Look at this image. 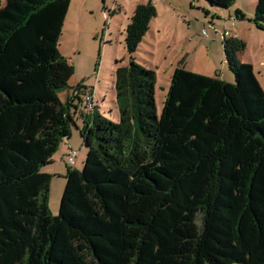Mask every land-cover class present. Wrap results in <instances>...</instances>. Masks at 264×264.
<instances>
[{
	"label": "trees",
	"instance_id": "obj_1",
	"mask_svg": "<svg viewBox=\"0 0 264 264\" xmlns=\"http://www.w3.org/2000/svg\"><path fill=\"white\" fill-rule=\"evenodd\" d=\"M69 6L0 0V264H264V91L237 59L244 43L223 39L232 83L176 67L158 116L155 73L133 58L150 2L126 26L129 64L116 62L118 122L85 117L84 166L68 167L51 215L42 169L79 100L58 97L73 75L58 48ZM255 14L264 23V0Z\"/></svg>",
	"mask_w": 264,
	"mask_h": 264
},
{
	"label": "rangeland",
	"instance_id": "obj_2",
	"mask_svg": "<svg viewBox=\"0 0 264 264\" xmlns=\"http://www.w3.org/2000/svg\"><path fill=\"white\" fill-rule=\"evenodd\" d=\"M149 2L154 5L156 16L133 58L155 73L158 116L173 70L178 66L205 76L218 74L222 80L234 82L225 62L224 30L244 43L237 59L253 66L264 91V23L255 20L257 0H235L228 9L210 6L206 0H70L58 48L73 67V75L58 97L63 104L70 103L77 94L79 100L71 102L74 124L70 137L61 142L52 163L42 169L51 175L48 207L52 216L59 212L66 183L62 173L69 167L63 159L69 148L77 152L71 168L81 171L84 166L87 149L80 130L85 117L95 109L108 120L118 122L113 88L116 62L122 61L120 66L129 64L125 29L135 8Z\"/></svg>",
	"mask_w": 264,
	"mask_h": 264
},
{
	"label": "built area",
	"instance_id": "obj_3",
	"mask_svg": "<svg viewBox=\"0 0 264 264\" xmlns=\"http://www.w3.org/2000/svg\"><path fill=\"white\" fill-rule=\"evenodd\" d=\"M204 36H207V34L203 31L202 33ZM222 37L223 39L225 38H231L230 34L224 30L222 32ZM76 154L77 152L73 151V150H70L69 153H68V156H67V165L71 168L75 165V158H76Z\"/></svg>",
	"mask_w": 264,
	"mask_h": 264
},
{
	"label": "crops",
	"instance_id": "obj_4",
	"mask_svg": "<svg viewBox=\"0 0 264 264\" xmlns=\"http://www.w3.org/2000/svg\"><path fill=\"white\" fill-rule=\"evenodd\" d=\"M208 13H209V12H208ZM238 54H239V53H237V56H238ZM173 71H174V70H173ZM67 141H68V140H65V143H66ZM70 150H71V149L69 148L68 151L65 153V156H64V159H63L64 162L66 163L65 165H67V156H68V153H69ZM74 166H75V165H74ZM67 169H68V168H66V170H64V172L62 173V175H64V176L66 175ZM64 178H65V177H64Z\"/></svg>",
	"mask_w": 264,
	"mask_h": 264
}]
</instances>
